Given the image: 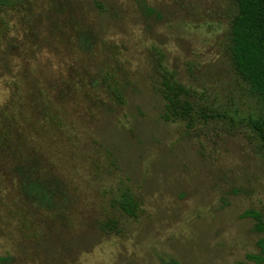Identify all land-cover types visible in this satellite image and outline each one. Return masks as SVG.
<instances>
[{
	"label": "rangeland",
	"instance_id": "obj_1",
	"mask_svg": "<svg viewBox=\"0 0 264 264\" xmlns=\"http://www.w3.org/2000/svg\"><path fill=\"white\" fill-rule=\"evenodd\" d=\"M26 0L0 8V256L6 264H257L264 149L246 124L162 119L158 63L241 116L235 0ZM90 36L89 49L82 46ZM120 96L119 100L117 97ZM56 191L28 202L19 164ZM130 190L136 217L119 205Z\"/></svg>",
	"mask_w": 264,
	"mask_h": 264
},
{
	"label": "trees",
	"instance_id": "obj_2",
	"mask_svg": "<svg viewBox=\"0 0 264 264\" xmlns=\"http://www.w3.org/2000/svg\"><path fill=\"white\" fill-rule=\"evenodd\" d=\"M26 0H0V8H14ZM145 13L154 9L146 0H136ZM228 55L235 75L246 86L251 97L262 106L257 114L241 116L238 110H223L208 100L191 86L177 78L176 73L158 63V90L164 100L162 119L167 123L184 122L189 129L197 125H206L213 121H237L246 124L259 140L264 149V0H235L234 14L228 30ZM82 46L86 49L92 44L90 36H83ZM119 100L120 96L117 97ZM30 166L17 165L15 172L20 177V190L24 198L40 207H53L56 191L50 187V181L40 176L36 163ZM120 207L131 217H136L139 203L130 190L123 193ZM242 218L254 220V232L261 235L256 246L258 253L248 258L257 264H264V214L251 209L242 214ZM9 258L0 256V264H6ZM168 264H180L171 260Z\"/></svg>",
	"mask_w": 264,
	"mask_h": 264
}]
</instances>
